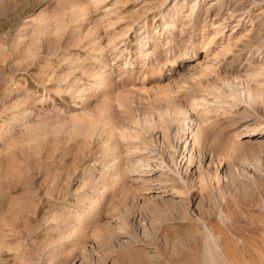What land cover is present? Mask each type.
I'll return each mask as SVG.
<instances>
[{
  "label": "rangeland",
  "instance_id": "rangeland-1",
  "mask_svg": "<svg viewBox=\"0 0 264 264\" xmlns=\"http://www.w3.org/2000/svg\"><path fill=\"white\" fill-rule=\"evenodd\" d=\"M208 193L264 206V0H0V264L156 263Z\"/></svg>",
  "mask_w": 264,
  "mask_h": 264
},
{
  "label": "bare ground",
  "instance_id": "bare-ground-1",
  "mask_svg": "<svg viewBox=\"0 0 264 264\" xmlns=\"http://www.w3.org/2000/svg\"><path fill=\"white\" fill-rule=\"evenodd\" d=\"M173 20L174 19H171L169 21V23H167V24H170V22ZM168 29H169V26L167 25L164 28V33H169L170 30H168ZM154 30H155V32L157 31V29H154ZM168 62L171 66H173L176 63V59L172 58ZM257 97H258V95L256 93H253L252 97H251V105L255 110H258L260 108V106H259L260 102H259V100H257ZM203 129L204 128H201L202 132L206 131ZM218 129L220 131L226 130V128L221 127V126H219ZM199 133H200V131H199ZM204 134H208V133H204ZM196 138H197L196 139V146L200 150L201 153H205L207 150H209V146H211V144L208 145V143H205L203 141L201 142L198 135ZM118 171H119V168H116V171H114V172L118 173ZM111 176H112V174H111ZM107 179L105 178L102 181H100L99 185L96 184L97 185L96 190L98 192H99V189H104V191H105V188L108 187L107 186L108 185ZM203 188H204V184H203V186H201V189H203ZM102 194H103V191H102ZM102 194H101V196H102ZM99 197H100V195H99ZM206 198L209 201V206L214 208V210L209 208L207 211H200L199 212L200 214H199L198 220L200 221L201 224L196 220L195 221L190 220L189 222H187V225H193L195 227V233L192 235H182V237H179L176 239L172 238V239L167 240V241L163 240L164 243H163L162 247L166 251V253L165 254L160 253L158 255L159 261L157 260L156 263H153L151 261L152 263H148V264H187L188 262H186L183 259H189V260L193 259V261L191 260L192 263L193 262L196 263V261H194V259H197L199 257L202 258L201 256L203 255L202 252L204 250H202V248H200V246L203 244L202 242L205 243V250H207L209 253L211 252L213 255H216V257H218L220 261L224 259L225 262H228V260L230 258L235 259L237 257V255L239 253L238 245H239L240 241H242V240L246 241V239H245L246 237L257 239V238H261L264 235V206L262 204L255 211L252 212V213H255L252 215L251 213L247 212L246 209L243 208L242 204L239 203V200L236 196L231 197L230 200L232 202V207H230L231 204H228V202H227V204L224 203V204H226L225 205V214L228 215L227 217H230V214H231L234 216V219L239 218L238 219V220H240L239 224L236 225L234 223V221H233V223L232 222L231 223H225L226 220L223 221V220L217 219L216 218V211L219 210V209H217L219 202L215 201L214 197L210 193H208V195H206ZM90 201H93V200H90ZM222 203L223 202H221V204ZM254 203L256 204V202H254ZM83 210L80 211L79 213L73 215V219L72 218L69 220L67 219L66 223H64L67 225H71V224H73V222H75L76 225H74V227H75L74 229H75L76 234L80 230L79 229L80 227L78 228V226H77V224L80 225V220H81L80 216L85 214L83 212ZM218 213H219V211H218ZM237 213L239 214V216L237 215ZM243 214H248V216L251 215L253 218H257V220H259L261 222L262 226L258 225V223H255V221H253V220L242 221L241 217L243 216ZM240 222H242V225H240ZM182 225H184V224H182ZM239 226H241L242 232L240 231L241 229L239 230ZM66 228H67V226H66ZM77 238H78V234H77ZM262 238H264V237H262ZM160 245H162V244H160ZM155 246L159 247V245H157V242L155 243ZM168 247H169V249H168ZM216 257L214 256L212 259L213 264H215V262H216V261H214L216 259ZM200 258H199V260H200ZM210 258H211V256H210ZM210 258H209V260H210ZM181 260L185 261L186 263L181 262ZM216 260L218 261V259H216ZM200 263H201V261L198 262L197 264H200ZM222 264H224V262H222Z\"/></svg>",
  "mask_w": 264,
  "mask_h": 264
}]
</instances>
